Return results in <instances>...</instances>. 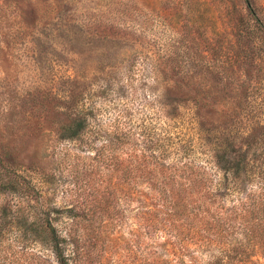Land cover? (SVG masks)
Returning <instances> with one entry per match:
<instances>
[{"label": "rangeland", "instance_id": "obj_1", "mask_svg": "<svg viewBox=\"0 0 264 264\" xmlns=\"http://www.w3.org/2000/svg\"><path fill=\"white\" fill-rule=\"evenodd\" d=\"M250 1L261 29L244 0H0V180L21 178L0 208L49 212L72 264H153L169 241L153 225L184 209L154 199L155 177L199 166L207 190L214 148L250 166L221 203L264 225V0ZM10 238L0 263L56 264L37 234Z\"/></svg>", "mask_w": 264, "mask_h": 264}, {"label": "trees", "instance_id": "obj_2", "mask_svg": "<svg viewBox=\"0 0 264 264\" xmlns=\"http://www.w3.org/2000/svg\"><path fill=\"white\" fill-rule=\"evenodd\" d=\"M244 3L248 19L252 22L251 30L261 29L252 2L244 0ZM82 128L81 124L66 127V137H78ZM182 150L184 154L186 151L184 148ZM211 152L215 153L216 150L211 148ZM212 153H203L208 168L216 173V180L209 181L210 187L207 190L206 173L199 166L197 180L190 172L173 176L160 174L155 177V185L159 186H155L151 192L154 199L162 204H183L181 206L184 209L182 213H177L174 209L171 215L182 216L183 220L158 221L153 225L155 229L159 226L166 230L169 237V241L161 246L160 252L154 257L153 264H264L262 211L249 204L221 203L231 193H241L245 180L249 178L247 169L250 166L241 156ZM190 164L184 161L180 170L190 171ZM2 172L0 171L1 176L6 171ZM20 179L14 173L5 181L0 180V192L17 191ZM30 233L43 239L56 264H72L66 252L68 240L57 234L49 212L42 215V219L27 220L13 210L0 208V245L10 237L22 242Z\"/></svg>", "mask_w": 264, "mask_h": 264}]
</instances>
